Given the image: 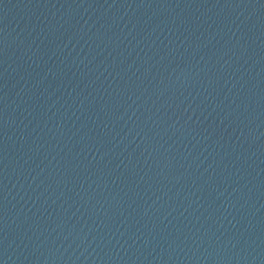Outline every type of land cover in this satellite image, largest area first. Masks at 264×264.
I'll list each match as a JSON object with an SVG mask.
<instances>
[{
    "label": "water",
    "instance_id": "95a60500",
    "mask_svg": "<svg viewBox=\"0 0 264 264\" xmlns=\"http://www.w3.org/2000/svg\"><path fill=\"white\" fill-rule=\"evenodd\" d=\"M0 264H264V16L108 89L0 192Z\"/></svg>",
    "mask_w": 264,
    "mask_h": 264
}]
</instances>
